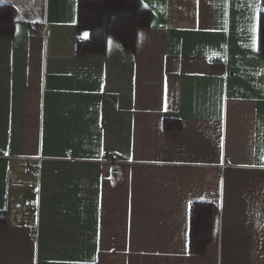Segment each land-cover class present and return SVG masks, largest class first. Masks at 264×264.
I'll list each match as a JSON object with an SVG mask.
<instances>
[{"label": "crops", "instance_id": "crops-1", "mask_svg": "<svg viewBox=\"0 0 264 264\" xmlns=\"http://www.w3.org/2000/svg\"><path fill=\"white\" fill-rule=\"evenodd\" d=\"M137 3L134 53L77 56V0H0V264H264V0Z\"/></svg>", "mask_w": 264, "mask_h": 264}, {"label": "trees", "instance_id": "trees-1", "mask_svg": "<svg viewBox=\"0 0 264 264\" xmlns=\"http://www.w3.org/2000/svg\"><path fill=\"white\" fill-rule=\"evenodd\" d=\"M150 18V11L140 7L137 0H77V36L85 32L87 38L77 37L75 54H103L108 37H113L124 51L134 53L136 33L150 26ZM14 25L11 6L1 4L0 36L12 37ZM257 50L264 53V12L258 17ZM167 122L164 121V129L170 130ZM188 213V252L200 255L205 253L212 239L213 206L209 202L192 201Z\"/></svg>", "mask_w": 264, "mask_h": 264}, {"label": "built area", "instance_id": "built-area-1", "mask_svg": "<svg viewBox=\"0 0 264 264\" xmlns=\"http://www.w3.org/2000/svg\"><path fill=\"white\" fill-rule=\"evenodd\" d=\"M111 161V167H110V175L116 176L117 175V164L118 162L115 159L110 160ZM222 168L225 167V165H221Z\"/></svg>", "mask_w": 264, "mask_h": 264}]
</instances>
